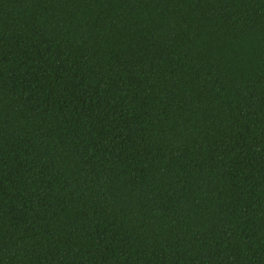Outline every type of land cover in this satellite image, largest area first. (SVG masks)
I'll use <instances>...</instances> for the list:
<instances>
[{
	"label": "trees",
	"instance_id": "obj_1",
	"mask_svg": "<svg viewBox=\"0 0 264 264\" xmlns=\"http://www.w3.org/2000/svg\"><path fill=\"white\" fill-rule=\"evenodd\" d=\"M0 264H264V0H0Z\"/></svg>",
	"mask_w": 264,
	"mask_h": 264
}]
</instances>
